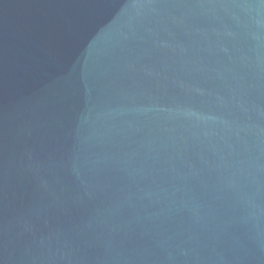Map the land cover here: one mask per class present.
I'll use <instances>...</instances> for the list:
<instances>
[{
  "label": "water",
  "instance_id": "water-1",
  "mask_svg": "<svg viewBox=\"0 0 264 264\" xmlns=\"http://www.w3.org/2000/svg\"><path fill=\"white\" fill-rule=\"evenodd\" d=\"M0 264H264V0H0Z\"/></svg>",
  "mask_w": 264,
  "mask_h": 264
}]
</instances>
